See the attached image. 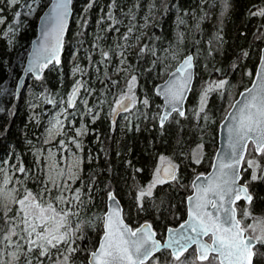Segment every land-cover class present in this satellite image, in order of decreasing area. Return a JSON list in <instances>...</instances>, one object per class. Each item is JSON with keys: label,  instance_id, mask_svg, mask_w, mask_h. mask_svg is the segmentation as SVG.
Wrapping results in <instances>:
<instances>
[{"label": "trees", "instance_id": "1", "mask_svg": "<svg viewBox=\"0 0 264 264\" xmlns=\"http://www.w3.org/2000/svg\"><path fill=\"white\" fill-rule=\"evenodd\" d=\"M88 3L89 0H72L71 17L74 18L78 12L79 20L76 25L70 19L61 56L62 63L49 66L41 79H33L32 82L34 86H43L44 89L37 87L36 90L43 89L48 95L46 102H49V105L54 104L53 107L56 108L57 99L67 98L75 85L64 70L70 35L72 34L77 44L78 54H85L87 51L91 52L92 43L99 40L93 29L98 16L108 24H120V34L126 35L129 28H136L145 11L148 12L144 37L136 49L130 52L128 60L134 64L133 74L137 76L135 93L141 95V101L144 98L149 100L145 110L148 114H153V119H148V122L139 119L129 124L122 134L116 137L111 124L103 116L100 117L93 127V133L88 137L92 153H97L96 160L93 159L94 163L90 165L86 164L84 171L88 170L87 180L95 178L94 187L98 190L92 208H95L96 204L100 207L98 204L104 200L102 198L106 197L105 194L113 191L123 210L127 211L124 218L132 228L149 222L155 231L161 230L163 235L167 227H175L185 219V199L191 193L189 182L195 175L191 170L193 168L197 175L209 171L217 147V126L240 91L252 81L260 49L264 45V16L258 14L264 11V0H227V7L225 0H115L114 4L113 0H95L87 14L82 15V9L77 8L80 4ZM219 3L221 4L218 7ZM211 8H214L216 15ZM109 12L112 13V19L108 17ZM12 14L7 12L5 6L0 5V16H5L4 24L0 27V154L11 151L22 156L24 168L30 169L27 155L23 156V142L31 137L23 104L25 100H19L15 96L12 98L8 92L2 93V90H10L14 85L16 89L30 43L36 36V25L30 21L29 25L23 28L21 17ZM8 31L13 32L11 44L8 43ZM145 46V52L138 55L140 49ZM189 53L196 56L199 64L207 65L205 80L210 79L211 83L227 80V85L230 86L229 91L224 94L225 101L217 98L218 91H212L208 95L205 110L213 115L214 121L210 129L203 132V163L200 165H194L189 159L188 153L198 140V132L196 133L195 127L183 123L187 117V102L185 118L177 114L169 118L170 120L176 117L179 121L177 126L167 124L168 120L161 128L156 121L162 109V101L154 94V87L167 76L157 74L161 68L159 63L166 66L165 57H175V60L171 61V67L167 66V70H172L181 58ZM94 62L92 61L91 65ZM247 67L252 68L250 78L245 75ZM195 74L194 85L198 82V70ZM90 76L89 72L87 82L82 84H91L96 87V93L105 92L108 95L107 84L102 83V87H105L103 90L97 86L98 79L92 76L90 81ZM189 96V102H192L193 96ZM219 100L223 103H219ZM164 153H172L178 160V180L157 184L150 196L145 195L138 204L135 203L136 191L129 188L131 179L136 182V190L140 191L142 185L144 187L150 178L158 157ZM246 158L250 156L246 154ZM245 168L246 163H243L241 182L247 185L253 199L250 206L244 202L238 205L247 208L254 217L264 218V179L253 181L251 170L248 168L245 171ZM257 174L264 175L260 171ZM184 182L186 185L181 186ZM237 215L239 219L240 216ZM100 236V233L94 234L85 229L84 239L77 241L79 252L83 253L80 258H88L89 253L96 248ZM189 252H192V249ZM156 255L162 264H168L169 251L164 250ZM260 264H264V258Z\"/></svg>", "mask_w": 264, "mask_h": 264}, {"label": "snow or ice", "instance_id": "2", "mask_svg": "<svg viewBox=\"0 0 264 264\" xmlns=\"http://www.w3.org/2000/svg\"><path fill=\"white\" fill-rule=\"evenodd\" d=\"M18 2L19 0H10L13 5ZM71 3L72 0H56L45 22L47 27L44 33L46 40L52 37L54 42L41 46L39 54L29 65V72L47 68L53 61L56 65L60 64L62 38L67 29ZM94 3L95 0H89L85 11L91 9ZM225 6L227 7V0ZM27 7L31 14L34 9L31 5ZM258 14L264 16V11ZM19 15L17 12L16 16ZM108 17L112 19L111 12L108 13ZM128 31L131 32L132 29L129 28ZM123 39L128 40V36L125 35ZM145 50L146 46L140 49L138 55H142ZM101 55L103 57L101 63L110 58L108 52L101 51ZM120 56L123 57L120 63L124 64L127 57L123 52ZM89 59L91 60V57ZM193 68V56L189 55L175 72L170 74L169 81L157 90V95L165 102V111L159 115L161 128L172 113L185 117L182 105L187 92L191 90ZM83 72L78 64L73 68L74 74ZM256 76L259 83L247 90L243 101L237 100L231 105L234 111L228 114L226 125L227 150L215 166L214 175L204 177L203 180L197 176L193 181L192 186L196 194L189 197L188 220L178 229H169V239L162 245L155 238L156 232L152 230L150 224L136 229L126 225L116 196L109 192L108 199L115 207L98 218L103 225V234L99 247L90 252L88 264H150L153 258L159 259L156 254L163 250L170 252L168 264H260L264 258V218L254 217L246 208L243 217L238 219L237 209L234 207L235 202L241 198L245 199L249 206L253 199L247 185L239 184V169L242 162L247 164L245 171L248 168L253 170L251 176L253 181L264 179V175L257 174V170L264 173V167L256 159L264 157V58L261 60V70ZM136 83L137 76L132 74L126 82L125 89L115 101L113 117L121 112H130L136 106L137 97L134 89ZM226 84L227 80L214 81L203 89L200 113L205 111L209 93L219 91L223 95ZM83 87L78 80L68 97V108L75 107ZM83 102L87 104L86 100ZM140 103L147 107L149 100L144 98ZM88 111L91 112L92 109L89 108ZM95 118L94 116L93 119ZM203 119H207L206 114ZM50 123L49 139L53 132L64 134L63 121L59 117ZM84 134L85 132L80 129L76 132L77 136ZM76 147L80 148L79 142H76ZM246 154L252 158H246ZM49 159L46 178L40 181L38 191L27 187H23V190L15 186L10 188L9 185L14 184L12 176L4 169H0V173H4L0 177V234H2L0 245L16 249L10 253L12 261L19 259L20 249H26L23 253L25 264H45V260L51 261V264H69V255L78 251L77 241L84 239L83 225L79 221L76 224L72 222L73 217H79L85 204L81 189L72 187L80 178L81 161L77 158L68 165L65 172L58 166L51 153ZM17 171L26 173L27 170L21 166ZM165 177L177 180L174 165L165 170ZM155 183L157 181H154L147 190L140 191L138 201L145 195H151V188ZM15 184L23 186V181L17 180ZM140 206L142 207V204ZM245 220L251 222L245 224ZM21 241L23 243H20ZM190 249L192 252H189ZM53 256L56 259H53ZM0 264H4V261L0 260Z\"/></svg>", "mask_w": 264, "mask_h": 264}, {"label": "rangeland", "instance_id": "3", "mask_svg": "<svg viewBox=\"0 0 264 264\" xmlns=\"http://www.w3.org/2000/svg\"><path fill=\"white\" fill-rule=\"evenodd\" d=\"M49 2V0H19L18 3L13 5L10 3V0H0V5L5 6L7 8V12H10L11 14L12 11H14L12 16H15V14L19 12L22 27L25 28V26L29 25L30 21H33L35 25L37 24L39 17L43 13L45 8L47 7L46 5ZM220 4L221 3H219L218 7L220 6ZM28 5H31L34 9L31 14H29V8L27 7ZM99 5L102 6L101 4ZM86 6V4H80L77 8L82 9V15L87 14V11H85ZM214 8H211L212 12ZM219 15H222V13H220ZM148 17L149 14L147 11H145L144 17L139 19L140 21H138V25L136 26V28L132 29L131 32H128V34H126L128 36V40H124L123 37L125 35L120 34L122 31L120 28V24H117L113 27V24H108L107 22L101 20V18L98 16V18L95 20L93 29L99 40L97 43H92L91 52L87 51V53L85 54H78L79 50L77 44L73 40L71 34V41L69 42L67 48V56L65 59L66 62L64 63V70L68 72L70 77L69 79L73 80L75 84L78 80L81 83L87 82L86 79L88 77V73L90 72V81H92L91 77L93 76L95 77L94 79H98L97 86L102 87V83H106V87L109 88V94L107 95L105 94V92L96 93V87L91 84H85L84 87L80 90L75 107L70 108V110L68 109V96L67 98L59 97L57 99V102H55V105L57 107L54 108V104L49 105V102H46V97H48V95H46V92L43 90V86H34L32 82L33 79L29 78L26 82L27 84L25 83L23 91L19 95L18 99L21 100L23 98L25 100L23 104L25 105L27 123L28 125H30L29 135L31 137L28 140L25 139L23 142V156L27 155V161L30 163V169L25 168L27 170L26 173H19L17 169L21 166L24 167L23 162L21 161L22 156L20 157L19 155H16L11 151H8L6 154H0V169H4L8 175L12 176L14 182V184L9 185V187L11 188L15 186L21 188V190H23V187H27L29 189H32L33 191H38L40 187V181L46 178L45 173L47 172L50 163V153L54 157L58 166L60 168H63L65 172H67L68 165L79 158L81 161L80 178L72 184V187L74 189H81L82 199L85 201V204L80 211L79 217H73L72 222L73 224H76L77 221H79L83 225V233H85V229H87L94 234H102V222L98 218L103 217L106 208V198L108 195L107 192L105 194L106 197L102 198L104 200H102L100 204H98L101 205L100 207L96 204V207L92 208L95 203V196L97 195L98 190L94 187L95 178L87 180L86 178H88V170L84 171V169L86 164L90 165L91 163H94L93 159L96 160L97 156L96 152L92 153L91 147L88 142V137L93 133L94 125L97 123L100 117L103 116L111 124V127L115 131V136L118 137L129 126V124L135 123V121H139V119L142 122H146L148 119H151L152 121L153 119V114H148L145 110V106L140 103L142 99L141 95L139 93H135L137 97L136 106L130 112L121 115L119 118H117L116 121H112V109L115 106V101L119 98L122 90L125 89L127 80L134 72V64L128 60V55L131 51L136 49L137 45L142 41L147 26ZM78 18L79 13L76 12L75 17H71V22H74L76 25H78ZM0 20H2V22H0L1 27L4 24L5 16H0ZM12 34V31L7 32V37L10 38L8 42L9 44H11L13 41V38H11ZM101 51L108 52L110 57L108 60H104L103 63H101V61L103 60ZM121 52H123L127 57V60L124 64L120 63L121 59H123V57L120 56ZM89 57H91V60L89 59ZM193 57L194 78L196 76L195 73H197L198 70V82L195 85L193 83L192 89L189 93V95L191 94V96H193V101L189 102V99L188 101H186L187 117H184L186 119V122L183 123H187L189 124V127H195L197 129L196 133L198 132V134L196 136V139L198 140L195 146H193L189 150L188 154L189 159L194 165H200L201 163H203V142L201 140L203 137V132L205 133L210 129V126L214 121V117L210 113H206V110L204 111V113L199 112L201 93L203 89L211 83V81L210 79L209 81L208 79L205 80L207 77L205 76L207 65L205 63L199 64L200 62L196 60V56L193 55ZM82 60L84 63H82ZM172 60H175V57L166 56L165 61L167 65L164 66V63H159L161 67L157 73L159 76L168 75L171 70H167V66L171 67ZM92 61H95L93 65H91ZM77 64L81 69L84 70L83 74L73 73V68ZM119 69H128V71H119ZM245 75L247 76V78L251 77V67L246 68ZM112 81H116L117 83L113 84ZM5 87H7V85H5ZM37 87L43 89L36 90ZM102 88L104 90L105 87ZM229 88L230 86L226 84L225 89L223 90V95H221L218 91L216 94L217 98H221L225 101L224 94L229 91ZM3 92H8V94L13 98V96H15V85L13 88H10V90H7L6 88L3 89L2 93ZM85 100L87 101V104L83 102ZM218 102L221 104L223 103L221 100H219ZM89 108L92 109L91 112L88 111ZM142 111H144L145 113L140 118V114H143ZM205 114L207 116V119H203ZM94 116L96 117L95 119H93ZM57 117H59V119L63 121L62 131L64 134L59 135L56 132H53L51 138L49 139L48 130L51 127L50 122L54 121V119ZM158 117L159 115L156 119L157 122ZM168 123L169 125L177 126L179 121L178 119L176 120V117H172L167 122V124ZM78 129L83 130L85 134L82 136H77L76 132ZM61 142H63V146H61ZM76 142L80 143V148L76 147ZM250 158L252 157L250 156ZM256 159L261 164V166H264V157H257ZM165 164H173L176 169H178L180 165L178 160L172 153H164L160 155L153 167V172L151 173L150 178L148 179L144 187L142 185L141 190H147L154 181H157V183H155V186L157 184H160L159 181H164L160 175V170ZM249 169L252 173L253 170L251 168ZM157 170H159V172H157ZM191 171L195 173L194 176L197 175V172H195L193 168ZM258 171L259 170H257V172ZM3 174L4 173H0V177H2ZM17 180L23 181V186H21L20 184H15V181ZM191 182L192 181L189 182L190 189ZM135 183L136 182H134V179H131L129 188L134 192L136 191L135 199H137L141 190H136ZM185 185V182L181 184V186ZM154 187L151 188V192L153 191ZM139 202L140 201H138V199L137 201L135 200V203L138 204ZM236 208L240 218H242L243 212L246 208L240 205H237ZM134 212L133 216L135 215ZM126 213L127 211H125L124 209V217L127 216ZM244 222L245 224H247L251 221L245 220ZM156 232L160 236V238H162L163 235L161 230ZM20 243H23V241H21ZM12 251H16V249L4 248L2 245H0V260L4 261V264H9V261H11V264H25V256L23 253L26 251V249L19 250V259L16 261H12V258L10 256V253ZM82 255L83 253L79 252L78 248V251H76L75 254L69 255V264H87L88 258H80ZM53 259H56V257L53 256ZM45 264H51V261L45 260ZM150 264H162V262H160L158 259L151 261Z\"/></svg>", "mask_w": 264, "mask_h": 264}, {"label": "water", "instance_id": "4", "mask_svg": "<svg viewBox=\"0 0 264 264\" xmlns=\"http://www.w3.org/2000/svg\"><path fill=\"white\" fill-rule=\"evenodd\" d=\"M56 3V0H50L49 4L47 5V7L45 8V10L43 11V13L41 14V16L39 17L38 19V22L36 24V36L35 38L31 41L30 43V49H29V52L27 53L26 55V59H25V62H24V65H23V68L21 70V73L18 77V80H17V83H16V89H15V98L19 97V95L21 94V92L23 91V88L25 86V83L28 81L29 78H33V79H36V80H39L41 79V77L43 76L44 72L48 69L49 66L51 65H55V66H58L55 64V62L53 61L52 64H50L47 68H44L42 70H39V71H33V72H29L28 71V68H29V65L33 62V59L35 56H37L39 54V51H40V48L43 44H46V43H52L54 42V39L52 37H49V39H45V29L47 27L46 25V20L48 18V15L49 13H51L52 11V7L53 5ZM71 16H72V3L69 5V18H68V22H67V29L63 35V46L61 48V51H60V63H61V55H62V52H63V47H64V43H65V37H66V34H67V31H68V28H69V23H70V19H71ZM49 31H51V29L49 28L48 29ZM193 56L192 53H189L185 56H183L181 58V60L176 64V66L168 73V75L166 76L165 80L158 83L157 85H155L154 87V94L157 95V90L159 88H161L162 86H164L170 79V74L175 72L176 68L183 62L184 58L187 57V56ZM262 58H264V45L261 47L260 49V53H259V59H258V63L256 65V68H255V72H254V75H253V78H252V81L251 83L244 89L242 90L237 98L232 102L231 105L235 104V102L237 100H240V101H243L245 96L247 95V90L249 88H252L254 84H258L259 81L257 80V76L256 74L261 70V60ZM193 64H194V57H193ZM60 65V64H59ZM193 72H194V68H193ZM37 75H39V79H37ZM193 83H194V77H193V80H192V84H191V89H192V86H193ZM191 91V90H190ZM189 92H187V95H186V99L183 101V110H185V104H186V100L187 98L189 97ZM244 94V95H242ZM161 101H162V109H161V114L164 113L165 111V102H164V99L157 95ZM234 109L232 107L229 108V110L226 112L225 116L223 117V119L221 120V122L219 123L218 125V131H217V147H216V150L214 152V155H213V159H212V162H211V166H210V169L207 173L205 174H199L197 176H200L201 177V180H203L204 177H210L212 175H214L215 173V166L218 164L222 154L227 150V136H228V132H227V123H228V114L230 112H233ZM126 112H121L119 113L118 115H116L115 117L112 116V121H115L118 117H120L122 114H125ZM160 114V115H161ZM173 114V113H172ZM171 114V115H172ZM170 117V116H169ZM159 126H160V123H158ZM243 164V162H242ZM173 164H165L161 170H160V175L161 177L163 178L164 181L168 182V183H171V182H174V180H171V179H166L165 177V170L166 169H170V166H172ZM241 169H242V165L239 169L240 171V180H239V184L240 185H244L241 183ZM175 174H176V168H175ZM196 176V177H197ZM196 177L192 180L191 182V193L186 197L185 199V208H186V215H185V219L179 223L177 226L175 227H167L164 231V234L162 236V238H158V234L157 232L154 230V228L152 227V230L156 232V239L159 240L161 242V244L163 245L168 239H169V229H178L179 226L182 224V223H185L187 220H188V211H189V208H190V202H189V197H192L196 194V190L193 188V181L196 180ZM201 181H197V183H200ZM249 191V190H248ZM112 192V191H110ZM109 193V192H108ZM113 193V192H112ZM250 193V192H249ZM114 194V193H113ZM115 195V194H114ZM116 196V195H115ZM116 199L119 203V208L121 210V215L124 219V222L126 225H128L129 227H131L126 221H125V218H124V215H123V206L119 200V198L116 196ZM243 201L244 203L247 204V202L245 201V199L241 198L239 200H237L235 202V205L234 207H236V205ZM114 205H112V203L109 201L108 199V196H107V200H106V210L103 214V216L105 215V213L109 212L110 210H113L114 209ZM145 224H150L149 222H143L141 223L140 225H138L137 227L133 228V229H136V228H139ZM151 225V224H150ZM152 226V225H151ZM132 228V227H131ZM102 234H103V225H102ZM102 234L98 240V243H97V246L94 250H96L98 247H99V242L101 240V237H102ZM93 250V251H94ZM164 251V250H163ZM169 251V250H167ZM170 253V252H169ZM89 259H90V253L88 255V259H87V264L89 262Z\"/></svg>", "mask_w": 264, "mask_h": 264}, {"label": "bare ground", "instance_id": "5", "mask_svg": "<svg viewBox=\"0 0 264 264\" xmlns=\"http://www.w3.org/2000/svg\"><path fill=\"white\" fill-rule=\"evenodd\" d=\"M49 1H50V0H49ZM46 6H47V5H46ZM72 12H73V10H72ZM69 24H70V23H69ZM29 49H30V48H29ZM61 56H62V55H61ZM17 80H18V79H17ZM164 80H165V79H164ZM164 80H163V81H164ZM16 83H17V82H16ZM187 99H188V98H187ZM186 101H187V100H186ZM184 111L186 112V104H185V110H184ZM126 113H127V112H126ZM160 114H161V112H160ZM174 114H177V113H173L172 115H174ZM122 115H123V114H122ZM172 115H171V116H172ZM177 115H178V114H177ZM171 116H170V117H171ZM170 117H169V118H170ZM168 120H169V119H168ZM168 120H167V121H168ZM167 121H166V122H167ZM166 122H165V123H166ZM158 123H159V120H158ZM158 126H159V124H158ZM159 127H160V126H159ZM112 192H113V191H112ZM113 193H114V192H113ZM114 194H115V193H114ZM107 196H108V195H107ZM106 200H107V198H106ZM105 210H106V208H105Z\"/></svg>", "mask_w": 264, "mask_h": 264}]
</instances>
